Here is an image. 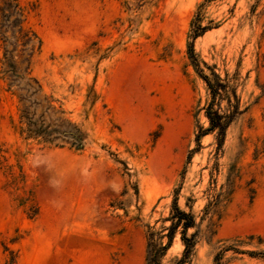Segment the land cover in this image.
<instances>
[{
  "label": "rangeland",
  "instance_id": "obj_1",
  "mask_svg": "<svg viewBox=\"0 0 264 264\" xmlns=\"http://www.w3.org/2000/svg\"><path fill=\"white\" fill-rule=\"evenodd\" d=\"M19 2L40 42L30 73L87 138L24 139L0 73V264H147L172 201L193 217L189 264H264V0ZM200 73L226 79L237 107L219 146L215 131L196 141ZM182 248L177 228L157 263Z\"/></svg>",
  "mask_w": 264,
  "mask_h": 264
},
{
  "label": "trees",
  "instance_id": "obj_2",
  "mask_svg": "<svg viewBox=\"0 0 264 264\" xmlns=\"http://www.w3.org/2000/svg\"><path fill=\"white\" fill-rule=\"evenodd\" d=\"M29 10H32V7ZM27 13L28 11L20 5L19 0H0V42L2 45L0 73L4 79V90L15 97L18 103L17 132L24 139H33L57 147L66 145L69 148L80 150L87 138L86 131L67 118L50 97L42 95L40 84L30 73L29 59L32 53L38 50L40 42L34 31L25 26ZM205 29L196 19L193 20L190 27V38H195ZM189 55L193 59L190 48ZM200 77L208 89L210 101L204 109L208 126L196 135V141L199 135L215 131L216 143L219 146L225 127L238 112L237 107L230 100L226 79H220L214 73H212V79H208L201 73ZM259 89L264 96V81L259 85ZM222 96L227 98L225 111H221L219 107L213 108L215 99ZM87 98L91 103L95 101L96 96L92 88L89 90ZM166 220L169 221L168 226L160 231H165L164 233L160 234L148 227L146 263L158 264V257L168 247L173 233L179 228V239L183 248L181 257L174 264L186 262L189 264L188 257L193 241L191 237L185 236V231L188 227L193 226L192 215L179 209L172 201ZM162 237L166 239L165 244L158 242V239ZM248 252L254 254L252 251ZM217 260L218 256H215L214 264H218Z\"/></svg>",
  "mask_w": 264,
  "mask_h": 264
}]
</instances>
